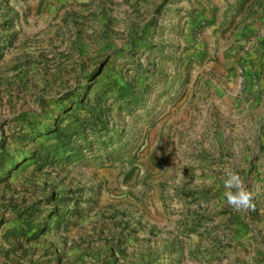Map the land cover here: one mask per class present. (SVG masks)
<instances>
[{
    "label": "rangeland",
    "instance_id": "374dc122",
    "mask_svg": "<svg viewBox=\"0 0 264 264\" xmlns=\"http://www.w3.org/2000/svg\"><path fill=\"white\" fill-rule=\"evenodd\" d=\"M0 264H264V0H0Z\"/></svg>",
    "mask_w": 264,
    "mask_h": 264
},
{
    "label": "clouds",
    "instance_id": "9594fccd",
    "mask_svg": "<svg viewBox=\"0 0 264 264\" xmlns=\"http://www.w3.org/2000/svg\"><path fill=\"white\" fill-rule=\"evenodd\" d=\"M227 179L225 180L224 187L226 189L224 195L227 203L236 212L246 211L252 206V196L246 190L239 175L233 171L226 170Z\"/></svg>",
    "mask_w": 264,
    "mask_h": 264
}]
</instances>
